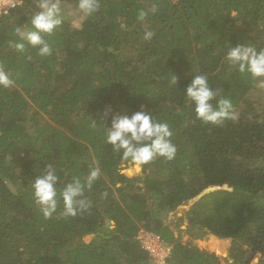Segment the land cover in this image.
Masks as SVG:
<instances>
[{
  "label": "trees",
  "instance_id": "trees-1",
  "mask_svg": "<svg viewBox=\"0 0 264 264\" xmlns=\"http://www.w3.org/2000/svg\"><path fill=\"white\" fill-rule=\"evenodd\" d=\"M41 2L0 15V71L11 81L0 85V264H150L142 228L170 247L167 264H264V76L227 58L264 51V0H95L88 15L80 0H53L83 16L75 26L59 16L41 34L46 55L20 36ZM194 76L213 109L231 102L229 117L197 118L186 101ZM140 111L168 124L175 151L128 177L134 163L107 133ZM49 168L57 203L45 217L33 183ZM74 180L87 206L68 216L60 192ZM208 236L230 247L199 249Z\"/></svg>",
  "mask_w": 264,
  "mask_h": 264
},
{
  "label": "clouds",
  "instance_id": "clouds-1",
  "mask_svg": "<svg viewBox=\"0 0 264 264\" xmlns=\"http://www.w3.org/2000/svg\"><path fill=\"white\" fill-rule=\"evenodd\" d=\"M78 7L85 15H88L95 11L97 5L95 0H80ZM39 8L40 11L31 19L33 30L20 33V36L22 40H26L32 46L39 45L40 54L46 55L50 49L42 40L41 34L50 33L59 25L60 9L59 4L53 0H42ZM16 48L23 50V43H18ZM227 58L234 64H238L240 71L247 68L253 76H264V51L257 53L251 48L237 47L229 51ZM10 84L8 75L0 71V85L7 87ZM213 99L214 94L209 90L206 80L203 77L194 76L186 88V101L194 106V112L198 119L215 123L230 116L231 102L221 99L217 101V109H213L211 103ZM170 135L167 123L154 121L150 115L140 111L132 115L114 118L107 133V142L115 149L121 150L125 159L131 158L135 165L140 166L148 163L155 156L167 158L173 156L175 149L168 139ZM137 170H139L138 167ZM97 176V171L91 172L88 176L89 187ZM56 183L57 176L52 168H49L45 175L37 177L33 183L35 200L41 206L45 217L52 215L56 210ZM81 195L82 188L79 180H74L63 188L60 196L66 215H75L77 205L80 209L87 206L84 200L77 199Z\"/></svg>",
  "mask_w": 264,
  "mask_h": 264
},
{
  "label": "rangeland",
  "instance_id": "rangeland-1",
  "mask_svg": "<svg viewBox=\"0 0 264 264\" xmlns=\"http://www.w3.org/2000/svg\"><path fill=\"white\" fill-rule=\"evenodd\" d=\"M59 9H60V17H62L66 22L70 23L71 26L77 25L79 20L83 16L79 10H77L71 6L59 5ZM122 165H123V163H122ZM136 166L137 165L134 164V166H132V167H129L127 169H122L121 172L124 173L125 175H127L128 177H131L133 175L139 176L140 167L137 166L139 168V170H137V169H135ZM128 171H131V174H128ZM141 184L142 183L139 182V185H141ZM180 213H178V215H175V217L170 216L169 219L174 220V218H177V216H179ZM174 225H175L174 222H171V226H169V227L173 228ZM185 228H186L185 224L180 226L181 230H184ZM178 235L179 234L175 233V236H178ZM89 239H90V236H86L84 238V241L88 242ZM185 241H187V236L182 237V243H184ZM195 243L199 247V249H204V250L209 251V252H216L219 255H221L222 253H224L225 251L228 250V248L230 247L231 241H227V242L226 241H219L215 237L208 236L207 241L201 240V241H195ZM225 245L227 246V249H226Z\"/></svg>",
  "mask_w": 264,
  "mask_h": 264
},
{
  "label": "built area",
  "instance_id": "built-area-1",
  "mask_svg": "<svg viewBox=\"0 0 264 264\" xmlns=\"http://www.w3.org/2000/svg\"><path fill=\"white\" fill-rule=\"evenodd\" d=\"M21 4L22 0H0V15L7 14ZM136 240L151 258L150 264H167L170 247L166 246L159 236L142 228L138 231Z\"/></svg>",
  "mask_w": 264,
  "mask_h": 264
},
{
  "label": "water",
  "instance_id": "water-1",
  "mask_svg": "<svg viewBox=\"0 0 264 264\" xmlns=\"http://www.w3.org/2000/svg\"><path fill=\"white\" fill-rule=\"evenodd\" d=\"M169 226H171V223H170V225H169ZM207 240H208V237H206V238L204 239V241H207ZM227 241H231V240H226V242H227ZM257 257H258V258H260V257H262V256H260V255H257Z\"/></svg>",
  "mask_w": 264,
  "mask_h": 264
}]
</instances>
